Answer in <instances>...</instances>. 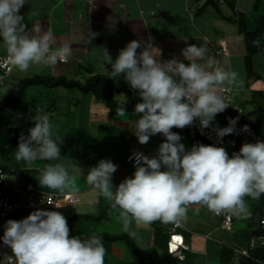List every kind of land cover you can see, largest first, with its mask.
<instances>
[{
  "label": "clouds",
  "instance_id": "9594fccd",
  "mask_svg": "<svg viewBox=\"0 0 264 264\" xmlns=\"http://www.w3.org/2000/svg\"><path fill=\"white\" fill-rule=\"evenodd\" d=\"M25 2L0 0V39L7 50V61L22 72L34 64L54 66L64 61L72 54L71 45L64 43L53 48V33L42 31L39 26L33 29L39 35L29 33L20 14ZM98 35L89 30L90 40ZM252 43L259 46L260 42ZM141 47V41H130L115 61L104 49L111 71L102 67L110 78L123 74L130 88L139 94L142 102L135 105L134 113L139 118L133 133L138 142L145 145L157 134H162L165 141L152 157L134 152L129 158L135 160L134 174L118 186L112 183L118 166L110 159H101L89 169L84 176L87 184L109 202L130 237L136 236L130 231L133 222L174 223L184 218L193 204L206 207L220 220L225 212L233 215L234 222V216L250 218L245 197L259 199L264 195V141L244 143L230 157L224 147L213 145L198 144L186 150L181 143L183 138L172 131L191 126L195 120H199L201 129L212 126L216 115L230 106L221 93L226 87L242 86L238 74L214 68L213 59L200 63L208 54L206 46L189 44L181 53L187 63L172 58L163 65L148 47L138 54ZM117 114L127 115L125 104L117 108ZM31 119L34 126L28 135L21 133L19 137L16 161L31 166L38 160H59L61 140L53 138L54 125L49 115L40 108ZM238 119L230 118L229 126L213 130L219 138L231 135ZM242 131L248 132V125ZM72 167L82 174L76 164ZM76 181L77 176L71 175L63 163L46 164L39 177L40 187L60 193L77 192ZM178 231L177 241L181 244L174 253L169 252L170 231V254L188 249L186 227ZM0 240L12 252L11 256H3L2 264H105L102 236L93 234L81 239L70 235L67 220L58 211L37 209L21 220L9 219Z\"/></svg>",
  "mask_w": 264,
  "mask_h": 264
},
{
  "label": "crops",
  "instance_id": "0c3cea01",
  "mask_svg": "<svg viewBox=\"0 0 264 264\" xmlns=\"http://www.w3.org/2000/svg\"><path fill=\"white\" fill-rule=\"evenodd\" d=\"M206 1L26 0L20 14L24 16L23 23L27 26V31L33 35H39L33 32L37 26L42 31L51 30L55 41L53 48L68 43L71 45L72 54L54 66L34 64L24 72L13 66V70L6 78V83L11 87L24 78L36 75L66 77L81 82L98 74L108 76L102 67L105 65L111 71L104 49L115 61L120 50L133 40L141 41L142 47L137 49L138 54L143 47H148L162 65L172 58L187 63L181 54L182 49L189 44H196L206 46L209 50L207 56L199 61L200 63L206 64L208 59H213L214 68L235 71L238 74L242 86L226 87L232 91L231 100L245 113L255 112L259 105L264 107V51L252 56V72L248 73L245 38L239 32L238 20L240 13H243L248 28L255 29L261 21H264V0H214L218 8L211 4L200 11L199 9L206 5ZM89 30L99 35L90 40ZM222 42L225 45L224 52L220 45ZM0 56H7L2 39H0ZM111 79L116 99L124 101L129 95L139 97L138 92L132 90L125 81L123 74ZM49 90H54L56 96L51 98L50 93L52 94L53 91ZM27 91L30 100L23 97ZM221 95L223 96V92ZM38 98L51 100L44 112L49 115L54 125L53 138L59 142L66 131L70 132L69 139L60 143L61 158H68L65 166L71 175L77 176L78 191L75 193L80 198L86 195L85 201L94 199L92 204H87L88 206L97 205L100 208L109 204L97 190L87 184L84 176L90 168L95 167L101 159H110L118 166L112 179L114 187L118 186L126 177L130 178L134 174L135 167L126 160L129 154L141 152L152 157L156 154L159 145L165 141L162 134H157L152 136L145 145L138 142L133 134L136 120L139 118L134 113L135 106L126 110L127 115L121 117L117 111L111 113L107 105L97 100L94 95L64 87L32 86L25 90L21 95L20 107L24 99L28 101L23 104L28 105L30 109V112L28 110L23 113L27 121H33L31 116L37 114L35 108ZM256 117L254 114L251 121L255 122ZM258 124L259 132L263 137L262 141H264V117ZM179 135L183 138L181 143L185 145L186 150L190 149L187 132L181 131ZM69 147H71L70 150ZM230 151L228 153L231 157L235 151L234 149ZM85 158L89 160L86 163H84ZM56 162L59 163L60 160ZM73 164L82 169V174L72 167ZM37 166L32 167L40 174L44 168ZM22 184H24L23 181ZM67 192L73 193L68 190L64 193ZM89 193L92 194L89 195ZM234 218L237 220V217L234 216ZM210 219L214 220L213 223ZM179 221L186 227L187 231L184 235L189 246V249H185L180 254L168 252V240L173 223L156 221L153 222L154 224L137 225L133 222L130 231H134L136 236L131 238L141 249L149 244L152 247L155 245L163 250L168 260L177 261L181 259L182 253H186L187 263L195 258L197 264H207L206 261L212 258L214 253H212L211 237L205 236L208 234L217 236L218 229L223 230L220 217L206 207L193 204L188 207L186 216ZM120 225L123 226L122 222ZM144 229L150 232H144ZM157 230L166 234L163 239V248L156 244ZM121 232L126 233L124 230ZM193 236L202 237L205 241L202 242L200 238ZM220 246L234 245L221 242ZM194 263L196 264V261Z\"/></svg>",
  "mask_w": 264,
  "mask_h": 264
},
{
  "label": "trees",
  "instance_id": "16d2710c",
  "mask_svg": "<svg viewBox=\"0 0 264 264\" xmlns=\"http://www.w3.org/2000/svg\"><path fill=\"white\" fill-rule=\"evenodd\" d=\"M214 6L218 8V4L214 0H207L206 5H204L200 11H203L208 5ZM238 27L239 32L244 35L245 44L247 49V56H246V65L248 73L252 72V56L257 54L258 52L264 51V45L262 41V37L264 34V21L253 30H250L247 25L246 17L243 13H240L239 20H238ZM259 40V46H254L253 41ZM251 75V74H250ZM32 86H44L47 88H55V87H64L70 90L77 89L84 94H92L95 96L97 100L103 101L107 107L110 109L111 113L117 111L119 106L125 104V109L130 110L133 106L137 103L142 102L140 97L129 95L126 100H119L115 98L114 95V88L112 84V79L107 75H94L89 77L85 82H81L75 79H69L66 77H48V76H32L27 77L19 82L13 84L9 90L7 96L0 99V153L3 157H9L10 154L16 152L18 147L19 137L21 133L28 135V130L34 126L33 121L28 120L21 126H15L14 117L7 112L17 111L20 107L21 102V95L22 93L27 90L29 87ZM47 110V109H45ZM44 110V111H45ZM256 115V121L252 122L251 117ZM224 112L219 113L216 115L214 119V123L220 127L223 122ZM264 117V107L258 106L255 112L245 113L244 120L242 123L244 125L252 126L257 131H259V121L261 118ZM188 127L183 129L173 128L172 131L179 134L181 131L187 132ZM244 143H254L252 141L247 140H240L236 148H234L235 152H239L241 146ZM17 175L22 179L24 182V186H20L15 188L11 191L12 194L19 196L29 185L34 186L36 188L46 190V191H55L46 187H40L39 185V172L34 169V171L29 169H21L19 168L16 171ZM251 197H245V200L250 199ZM264 211V195H261L259 199H257V203L253 206L250 218H247V223L249 226V232L246 235V239L248 242L252 240V238L261 233L260 228V220L262 217V213ZM26 210H20L11 215L10 217L14 216L16 219L25 216ZM111 212L110 204L102 209L98 215L92 213H76L71 216H65L68 226L71 227L70 235L79 236L81 239L88 238L94 233H89L83 230L80 227H73V225L78 224L77 221L80 219H87L92 222H101L105 219L108 214ZM256 217L254 220L253 217ZM4 220L0 223V237L3 236L4 226L8 219ZM76 222V223H75ZM154 224V223H153ZM73 227V228H72ZM165 228H167V224H165ZM96 235L102 236V243L106 249V252L111 250L112 244L115 242H123L126 244L129 251L135 256L137 262L139 264H157L152 254L145 249H141L136 242L126 233L120 234H111L109 232L103 233H95ZM166 236L165 232L161 233L160 231H156L155 240L158 246H164L163 239ZM248 244V243H247ZM165 243V248H166ZM249 246V248H248ZM247 246L248 255L249 256H240L238 264H264V244L262 246H254L250 248V243ZM237 257V253L233 246H222L219 252V262L220 264H235V259ZM1 264V262H0Z\"/></svg>",
  "mask_w": 264,
  "mask_h": 264
},
{
  "label": "built area",
  "instance_id": "2783aa9c",
  "mask_svg": "<svg viewBox=\"0 0 264 264\" xmlns=\"http://www.w3.org/2000/svg\"><path fill=\"white\" fill-rule=\"evenodd\" d=\"M264 45V34L262 37ZM222 46V44H220ZM223 48V46H222ZM13 70V65L7 61V56H0V88L5 85L7 76ZM231 89L226 88L223 91V97L230 104L224 113L223 123L219 128H224L229 126V119L239 117L236 125L235 132L231 135H227L223 138H219L216 135V132L213 130L214 127H218L214 122L212 126L208 129H201L199 120H195L191 126H188L187 136L190 142V148L193 145L204 144V145H213L218 147H224L228 152L229 149H234L237 147L240 140H247L256 142L257 140L262 141L263 137L259 131L254 127L248 126L249 131L244 132L242 128L244 124L242 121L245 117V112L242 108L237 105H234L231 100ZM133 155L129 154L126 158L127 162L135 165V160H130L129 158ZM17 174V173H16ZM7 174L6 169L0 166V223L5 219L16 213L17 211L23 210H49V211H58L61 213V209L67 206H77L81 203V198L77 193H58L51 192L36 188L29 185L23 192V195L26 196V199L16 198L12 195L11 189L7 186ZM88 202L92 203L93 200L89 199ZM56 205H61L57 208ZM221 227L228 232L233 231L234 229V219L231 213L225 212L221 214ZM261 233L254 236L250 243V248L254 246H262L264 244V211L260 220ZM179 229H185L181 221H176L171 227V241L169 242V252L174 253L173 250L179 247L180 241H177L179 238ZM209 238V236H207ZM249 248V246H248ZM237 257L235 259V264H238L240 256H249L248 249L235 248ZM12 255L11 249L8 246L3 245L2 240H0V262L2 264L4 255Z\"/></svg>",
  "mask_w": 264,
  "mask_h": 264
},
{
  "label": "rangeland",
  "instance_id": "374dc122",
  "mask_svg": "<svg viewBox=\"0 0 264 264\" xmlns=\"http://www.w3.org/2000/svg\"><path fill=\"white\" fill-rule=\"evenodd\" d=\"M223 46L222 51L224 52L225 50V45L222 42L221 43ZM10 86L8 85V83H5L4 86H2L0 88V99L4 98L5 96H7L8 94V90H9ZM49 91H53L52 94L50 93V97L53 98L54 96H56V94H54V90H49ZM29 93L28 91L26 92V94H23V97L26 100H30L29 99ZM24 99V102H28ZM38 100V104L37 107L35 108L37 109H45L48 104L51 102V100H46V99H37ZM17 110V111H9L7 112V114H10L11 116L14 117V125L15 126H21L24 123L27 122V120L25 119V115L23 114L24 111H28L30 112L29 106L28 105H23ZM33 109V110H35ZM34 123V121H33ZM68 128V127H67ZM66 128V129H67ZM55 135V133H53V136ZM70 136V132L66 131L62 137L59 139L62 142H65L66 140L69 139ZM71 149V147H69V150ZM231 149H229L230 151ZM232 151H230L231 153ZM88 155V154H86ZM60 162L59 163H63L64 165L67 164L68 162V158H61L60 157ZM86 162H88L89 160H87L85 158L84 160ZM48 163H57L56 161H42V160H38L36 162H34L31 166H28L25 162L23 161H16L15 159V153L10 154V156L7 157H3L0 153V166L4 167L6 169V174H7V186L12 190H14L17 187H22L24 186L22 184V179L16 174V171L21 168V169H29L34 171V166L37 167H45L46 164ZM132 165V164H131ZM33 166V167H32ZM40 177V176H39ZM24 192V191H23ZM52 192H58V191H52ZM60 193V192H58ZM92 193H89V195H91ZM14 197L19 198L17 200L20 199H26L27 197L23 195V193H21L19 196H16L14 194H12ZM87 198L86 195H82L81 199L82 202L80 204H78L77 206L71 207V206H67V207H63L61 209V214H63L64 216H71L73 214L76 213H92L95 215H98V213H100L102 211V209L106 206H100V208L95 205H87L92 204L94 202V199L92 198L91 200H93L92 203L85 201V199ZM245 202L248 205V208L250 211H252L253 206L257 203V199H247L245 200ZM23 210V209H21ZM20 211V210H19ZM33 211V210H32ZM31 210H26V214L24 217L21 218H15L14 216L10 217L9 219H13V220H21L23 218H26L31 212ZM113 214V215H112ZM110 215H112V217L110 218ZM213 216V215H212ZM237 217V216H235ZM254 220H256V217H253ZM8 219V220H9ZM6 220V219H5ZM210 221L213 223L212 219H210ZM76 223V222H75ZM78 224L73 225V227H80L83 230L89 232V233H103V232H109L111 234H120L122 233L121 231L123 230V226L121 227V222L117 220L116 218V213L111 212L108 214V216L103 219L101 222H92L89 221L87 219H80L77 221ZM72 227V228H73ZM69 229H71V227L69 226ZM149 229V228H148ZM150 232L147 229H144V232ZM249 232V226L247 223V218L244 217H237V220H235L234 222V231L233 232H226L224 230L218 229V232L216 233L217 236H211V243H212V258H210L207 262V264H220L219 262V252H220V243L221 242H226L227 244H232L234 245V248H240V249H244L247 248V246L249 245V243H251V240L248 242V240L246 239V235ZM209 235V234H208ZM195 238H200V240L203 242L205 241L202 237H198V236H193ZM215 241V242H213ZM188 240H186V244H187ZM219 243V244H217ZM248 243V244H247ZM187 248L189 249V246L187 245ZM219 248V249H218ZM144 249H148L152 256L154 261L157 264H195L194 262L196 261L197 264V259L194 258L193 261L188 262V255L185 254H181V259L177 260V261H172V260H168L166 257V254L163 252V250H161L160 248H157L155 245L149 244L146 245V247ZM218 257V258H217ZM105 264H139L135 258V256L129 251V249L127 248L126 244L123 242H115L112 244L111 250L109 252H106L105 255ZM200 264V263H199ZM206 264V263H205Z\"/></svg>",
  "mask_w": 264,
  "mask_h": 264
}]
</instances>
